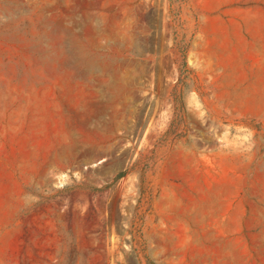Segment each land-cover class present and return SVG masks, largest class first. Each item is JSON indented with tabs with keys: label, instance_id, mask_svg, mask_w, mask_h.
<instances>
[{
	"label": "rangeland",
	"instance_id": "obj_1",
	"mask_svg": "<svg viewBox=\"0 0 264 264\" xmlns=\"http://www.w3.org/2000/svg\"><path fill=\"white\" fill-rule=\"evenodd\" d=\"M0 264H264V0H0Z\"/></svg>",
	"mask_w": 264,
	"mask_h": 264
}]
</instances>
